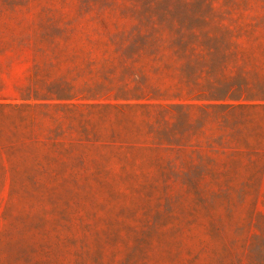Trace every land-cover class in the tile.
Here are the masks:
<instances>
[{"label": "rangeland", "instance_id": "1", "mask_svg": "<svg viewBox=\"0 0 264 264\" xmlns=\"http://www.w3.org/2000/svg\"><path fill=\"white\" fill-rule=\"evenodd\" d=\"M0 264H264V0H0Z\"/></svg>", "mask_w": 264, "mask_h": 264}]
</instances>
